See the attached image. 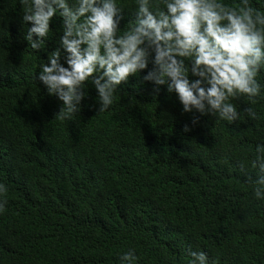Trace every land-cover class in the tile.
<instances>
[{"label":"trees","instance_id":"1","mask_svg":"<svg viewBox=\"0 0 264 264\" xmlns=\"http://www.w3.org/2000/svg\"><path fill=\"white\" fill-rule=\"evenodd\" d=\"M119 2L123 31L137 6ZM22 15L19 0H0V264H120L129 250L135 264H188L189 248L218 264H264V200L248 180L264 143V91L250 105L257 120L229 123L183 112L145 69L103 112L86 81L80 111L61 120L62 101L35 78L60 46L61 18L36 52Z\"/></svg>","mask_w":264,"mask_h":264},{"label":"clouds","instance_id":"2","mask_svg":"<svg viewBox=\"0 0 264 264\" xmlns=\"http://www.w3.org/2000/svg\"><path fill=\"white\" fill-rule=\"evenodd\" d=\"M25 40L38 52L44 48L54 18H61L59 47L41 62L35 78L48 94L62 101L61 120L80 111L87 96L85 82L97 92L98 112L113 103L118 86L148 69L144 81L166 85L183 112L213 115L229 123L258 119L251 107L264 91L258 76L264 70V0H134L135 21L120 27L119 0H19ZM35 37V38H34ZM62 50L66 54L61 61ZM186 59L191 63L186 64ZM149 63L152 67L149 69ZM196 77V79H190ZM245 97L250 104L238 111L230 99ZM199 116H194L195 124ZM183 131H190L188 124ZM249 176L255 199L264 200V143L255 148ZM242 172L244 166L241 165ZM7 189L0 184V196ZM6 201L0 199V209ZM188 264H218L206 252L187 249ZM134 250L120 264H135Z\"/></svg>","mask_w":264,"mask_h":264}]
</instances>
